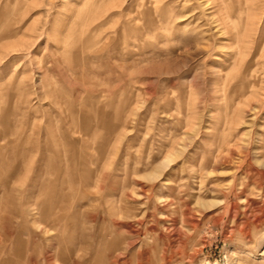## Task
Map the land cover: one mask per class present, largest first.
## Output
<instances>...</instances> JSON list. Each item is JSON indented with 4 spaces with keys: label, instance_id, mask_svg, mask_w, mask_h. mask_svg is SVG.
I'll list each match as a JSON object with an SVG mask.
<instances>
[{
    "label": "rangeland",
    "instance_id": "374dc122",
    "mask_svg": "<svg viewBox=\"0 0 264 264\" xmlns=\"http://www.w3.org/2000/svg\"><path fill=\"white\" fill-rule=\"evenodd\" d=\"M0 264H264V0H0Z\"/></svg>",
    "mask_w": 264,
    "mask_h": 264
}]
</instances>
